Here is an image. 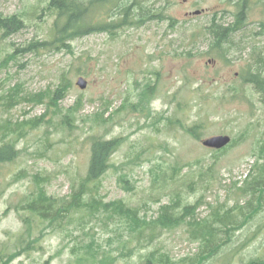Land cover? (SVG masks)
<instances>
[{
	"label": "rangeland",
	"instance_id": "obj_1",
	"mask_svg": "<svg viewBox=\"0 0 264 264\" xmlns=\"http://www.w3.org/2000/svg\"><path fill=\"white\" fill-rule=\"evenodd\" d=\"M82 4L86 26L114 27L62 42L49 0H0V19L21 24L14 32L0 24V144L17 152L0 164V264H76L90 246L105 264H190L198 244L187 224L153 231L142 223L177 198L198 204V220L248 210L239 189L264 151V96L243 78H264V7L253 5L229 43L211 51L205 28L214 18L234 22L231 0ZM219 135L232 145L202 146ZM93 138L117 143L96 198L122 202L138 225L83 210L52 226L22 210L40 192L68 202L87 175ZM226 238L203 264H264V206Z\"/></svg>",
	"mask_w": 264,
	"mask_h": 264
},
{
	"label": "trees",
	"instance_id": "obj_2",
	"mask_svg": "<svg viewBox=\"0 0 264 264\" xmlns=\"http://www.w3.org/2000/svg\"><path fill=\"white\" fill-rule=\"evenodd\" d=\"M233 6L237 9L234 22L227 26L219 23L216 18L212 20L207 28H205L204 35H206L211 44L210 50H217L224 44L229 43V39L237 33L245 23L247 16L252 9L253 5L260 4L264 7V0H231ZM82 0H49V6L52 10L59 13V19H62L61 25H57V34L61 39L60 41L66 42L73 40L75 37H81L91 32H105L110 31L114 26L112 23L99 25L95 27L86 26L84 23V16L87 10L82 8ZM129 9L124 10L125 17L128 16ZM0 24L3 29H12L14 32L21 24L16 17L8 19H0ZM261 32L257 35H264V25H260ZM248 71V70H247ZM245 83H251L254 88L264 96V78L260 74L250 75L248 72L243 78ZM148 90H145L143 95V102L147 104ZM58 97V91L55 93ZM37 97V96H36ZM35 97V98H36ZM15 99L14 96L11 97ZM33 99V98H32ZM75 112H70L67 119L73 117ZM67 122V121H66ZM195 130L190 132L195 135ZM232 145H229V147ZM117 146L116 141H103L101 139L93 138L91 141V155L87 170V175L83 181L79 182L78 188L69 196L68 202L59 204L47 198L44 192L39 193V197L34 201L26 204L22 210L28 212L33 218H37L43 222H48L50 225L57 224L59 218L65 213H80L83 210L89 212V215L96 216L99 213L108 215L109 218H118L127 222L130 225H138L137 212L127 208L122 202L104 205L96 198V193L99 189V181L109 168V161ZM11 142L0 144V164L11 162L15 159L17 152ZM227 148V147H226ZM224 148V149H226ZM222 149V150H224ZM220 151V150H219ZM211 169V168H210ZM210 169L207 173L210 172ZM201 174V177L207 175ZM207 179L200 181L205 183ZM247 180L243 182V187L239 191L246 195L248 194V210L243 212L241 210V218L233 216L232 211H225L222 215L214 212L211 219L198 220L195 218L194 213L198 208V204L194 206L185 205L181 207L180 200L177 198L174 203H170L160 208V213L157 218L150 223L143 222L142 226L150 227L153 231L158 230H172L187 224L191 229V237L194 243L198 244V253L192 259L190 264H203L206 260L214 257L220 249L227 242L226 235L232 231L239 230L249 219L257 216L264 206V151L261 150L260 157L257 162L252 166V170L248 174ZM200 183V184H201ZM180 209V213L178 210ZM30 220V219H29ZM27 227L30 225L24 221ZM140 226V227H142ZM139 227V228H140ZM222 235H224L222 237ZM84 256H78L76 264H105V260H97L96 255L90 251ZM108 259L106 257H103ZM188 259L187 262H189ZM165 261H160L159 264H166ZM188 264V263H184Z\"/></svg>",
	"mask_w": 264,
	"mask_h": 264
},
{
	"label": "water",
	"instance_id": "obj_3",
	"mask_svg": "<svg viewBox=\"0 0 264 264\" xmlns=\"http://www.w3.org/2000/svg\"><path fill=\"white\" fill-rule=\"evenodd\" d=\"M200 14H201L200 11H196L193 13V15H200ZM76 86L79 89L84 90L87 86V82L83 78H79L76 81ZM231 142H232L231 137L227 135H219V136H214V137L205 139L202 141L201 144L206 149L219 151V150H222L228 147L231 144Z\"/></svg>",
	"mask_w": 264,
	"mask_h": 264
}]
</instances>
